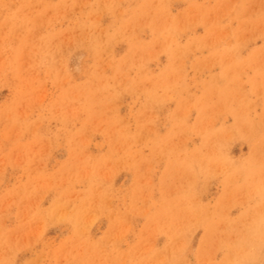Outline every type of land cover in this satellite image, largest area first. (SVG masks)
<instances>
[{
    "label": "rangeland",
    "instance_id": "374dc122",
    "mask_svg": "<svg viewBox=\"0 0 264 264\" xmlns=\"http://www.w3.org/2000/svg\"><path fill=\"white\" fill-rule=\"evenodd\" d=\"M0 264H264V0H0Z\"/></svg>",
    "mask_w": 264,
    "mask_h": 264
}]
</instances>
